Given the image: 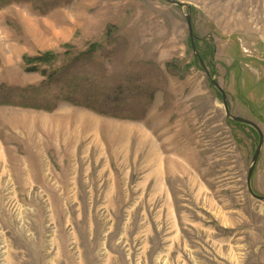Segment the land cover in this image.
<instances>
[{"label": "rangeland", "instance_id": "obj_1", "mask_svg": "<svg viewBox=\"0 0 264 264\" xmlns=\"http://www.w3.org/2000/svg\"><path fill=\"white\" fill-rule=\"evenodd\" d=\"M176 1L0 0V264H264L260 137L187 24L264 134V0Z\"/></svg>", "mask_w": 264, "mask_h": 264}, {"label": "water", "instance_id": "obj_2", "mask_svg": "<svg viewBox=\"0 0 264 264\" xmlns=\"http://www.w3.org/2000/svg\"><path fill=\"white\" fill-rule=\"evenodd\" d=\"M164 1L169 2L171 4H174L176 6H179V7H184L185 6L183 3L178 2L176 0H164ZM187 8L190 9V6H187ZM187 24H188V29H189V37H190L191 42H192V49H193V51L195 53V56L203 64L204 69L206 70L207 76H208V78H209L210 83L212 84V86L215 89H217V91L222 95L223 106H224V109H225V112H226L227 117L229 119H231L232 121H234V122H237L239 124L246 125V126H249V127L253 128L259 134L260 142H259L258 149L256 150V152L254 154V157H253V160H252V165H251L250 170H249V173H248L247 187H248V190H249L250 194L255 199H257V200H259L261 202H264V196L258 195L254 191L253 186H252V181H253L254 173H255V170H256V167H257V164H258V161H259V157H260V155L262 153L263 146H264V134H263L262 130L260 129V127L255 122H253L251 120H248V119H245V118H242V117L235 116V115H233L231 113L230 107H229V103H228L227 94L222 89V87L220 86V84L211 76V74H209V72L207 71V68L205 67V65L203 63L202 57L199 55V53L197 51V48H196V39H195V34H194V28H193L191 14L187 16Z\"/></svg>", "mask_w": 264, "mask_h": 264}, {"label": "trees", "instance_id": "obj_3", "mask_svg": "<svg viewBox=\"0 0 264 264\" xmlns=\"http://www.w3.org/2000/svg\"><path fill=\"white\" fill-rule=\"evenodd\" d=\"M55 55L52 53H45L41 56L38 57H24V61L27 64H34L36 65L37 63H45V64H50L54 60Z\"/></svg>", "mask_w": 264, "mask_h": 264}]
</instances>
